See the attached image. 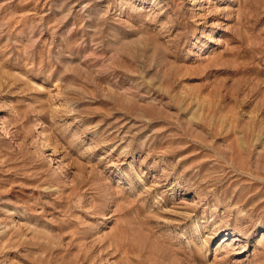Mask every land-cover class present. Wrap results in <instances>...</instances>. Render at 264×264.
<instances>
[{"label":"rangeland","instance_id":"rangeland-1","mask_svg":"<svg viewBox=\"0 0 264 264\" xmlns=\"http://www.w3.org/2000/svg\"><path fill=\"white\" fill-rule=\"evenodd\" d=\"M0 264H264V0H0Z\"/></svg>","mask_w":264,"mask_h":264}]
</instances>
